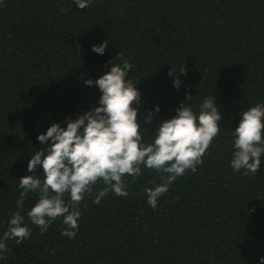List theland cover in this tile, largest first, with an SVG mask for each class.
I'll return each mask as SVG.
<instances>
[{
    "label": "trees",
    "instance_id": "1",
    "mask_svg": "<svg viewBox=\"0 0 264 264\" xmlns=\"http://www.w3.org/2000/svg\"><path fill=\"white\" fill-rule=\"evenodd\" d=\"M105 40L104 54L94 53ZM119 54L133 65L142 142L191 103L186 94L194 110L215 97L219 134L197 170L178 177L155 209L144 188L161 178L143 166L135 180L126 176L128 196L109 192L99 204L86 196L71 240L60 234L62 218L44 233L31 224L26 213L37 197L29 193L19 211L31 235L6 241L0 264H258L264 157L248 175L229 161L240 113L264 103V0H92L86 9L73 0H0V235L18 210V180L32 174L28 161L45 147L37 135L98 106L100 91L84 80L109 71ZM35 172L43 174L39 166Z\"/></svg>",
    "mask_w": 264,
    "mask_h": 264
},
{
    "label": "clouds",
    "instance_id": "2",
    "mask_svg": "<svg viewBox=\"0 0 264 264\" xmlns=\"http://www.w3.org/2000/svg\"><path fill=\"white\" fill-rule=\"evenodd\" d=\"M73 2L77 8L86 9L92 0ZM107 44L105 40L93 45L92 51L103 55ZM109 64L110 70L99 78L84 80L86 86L95 85L100 91L98 106L76 119L66 118L65 127L51 123L44 133L37 135L38 142L45 147L36 150L28 161L27 170L32 174L18 180V210L9 213L8 227L0 235V259L9 251L6 241L14 239L19 244L31 235L19 211L29 193L37 197L26 213L31 224L44 233L57 218H62L65 227L60 234L71 240L78 231L79 205L86 196H92L94 204H99L109 192L128 196L126 176L135 180L143 175V166L161 178L154 187L144 188L146 203L155 209L159 198L178 177L187 170H197L206 149L219 134L221 115L215 97L203 99L194 110L193 97L186 94L185 99L191 103H181L175 115L162 121L142 142L147 129H142L137 120L140 93L137 83L134 85L129 78L133 65L121 54ZM184 71L183 68L180 73ZM173 73L171 70L170 75ZM180 85L179 79L173 80L175 88ZM159 110L157 106L155 112ZM152 119L153 113L149 112L144 123ZM231 135L233 151L229 164L233 171L243 170L244 175L257 173L264 157V103L242 111ZM37 166L42 168V175L36 174ZM97 183L103 187L94 193ZM258 264H264V257Z\"/></svg>",
    "mask_w": 264,
    "mask_h": 264
}]
</instances>
